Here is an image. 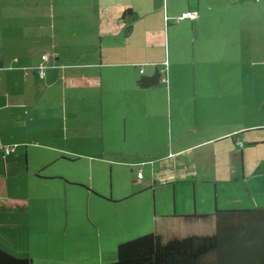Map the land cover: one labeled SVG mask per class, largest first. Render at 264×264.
<instances>
[{"label": "crops", "instance_id": "0c3cea01", "mask_svg": "<svg viewBox=\"0 0 264 264\" xmlns=\"http://www.w3.org/2000/svg\"><path fill=\"white\" fill-rule=\"evenodd\" d=\"M189 11L195 20L177 22ZM188 32L192 53L211 60L196 64L200 79L181 85L170 77L172 51ZM45 55L41 80L35 69ZM165 65L169 78L138 87ZM180 86L204 92L192 122L180 120ZM263 148L264 0H167L166 12L162 0H0V246L9 252L33 264H74L78 200L106 209L149 190L153 232L211 234L212 221L178 217L264 207V158L252 164ZM83 159L89 177L78 173ZM106 165L113 179L114 166L136 172L131 188L109 195ZM179 184L189 187L178 196Z\"/></svg>", "mask_w": 264, "mask_h": 264}, {"label": "rangeland", "instance_id": "374dc122", "mask_svg": "<svg viewBox=\"0 0 264 264\" xmlns=\"http://www.w3.org/2000/svg\"><path fill=\"white\" fill-rule=\"evenodd\" d=\"M163 9L166 12L167 9V0H162ZM166 14V13H165ZM181 32V29L179 30ZM191 33L188 32L184 36L179 35L177 38L176 55L172 51V72L170 77L173 81L177 79V83L181 85H189L193 83V79H200L202 77L201 73L198 71L196 64L211 60L209 55L201 53H192V47L190 42ZM176 57V58H175ZM175 58V59H174ZM165 61L168 62V56L166 54ZM178 61V62H177ZM166 62V63H167ZM163 78H169V66L165 65L162 68ZM176 87L173 88V90ZM156 90V89H155ZM175 94H180V105L184 112L180 114L183 116L180 120H186L192 122L194 120L195 114L191 108L194 105V99L197 96L204 95L202 89L196 87L193 89L191 86H180L174 90ZM158 95L159 92H158ZM199 98L198 100H200ZM165 105V104H164ZM162 98L157 97V109L158 111L162 110L163 107ZM168 105V103H167ZM157 116H162L160 113H156ZM165 121L161 120L159 122V130L164 131L165 126L161 123ZM158 123V122H157ZM174 127H176V119H174ZM160 133V132H158ZM264 158V148L260 151L255 150L252 154V164L255 165ZM89 160H82L77 163L78 173L85 174L86 176H91V173L88 168ZM119 170H124L122 179H116L115 174ZM136 177V172L132 173L130 170L126 171L125 168L118 169L117 166H114V179L113 172L111 171L110 165H106L104 178L105 185L110 195L114 191V196L121 191H127L133 185L132 178ZM180 177V176H179ZM201 185V184H200ZM168 187L163 188V199H166V202L172 203V193L168 194ZM187 184H179L177 195L179 196V189H187ZM204 186L201 185V188ZM256 190V189H255ZM135 194V193H134ZM190 196L192 191L189 190ZM130 196V195H129ZM126 198V197H124ZM154 200V203H153ZM107 203V202H106ZM111 207L106 209H99L97 207H91L90 211L88 205L85 202L81 201L76 202V210L71 219L72 230L74 231L76 237V242L71 244V247L74 251V264H109L114 263L117 260V247L123 242H127L136 237L152 233L154 226L152 224V217L155 213L156 203L155 195L153 190L143 192L139 195L132 196L125 199L117 204L107 203ZM235 208L238 204H232ZM105 208V207H104ZM145 209L146 218H144L142 209ZM264 208V207H262ZM253 209V208H251ZM239 210V209H231ZM92 218H91V217ZM97 221L100 223L101 238L94 236L92 234L93 229L95 230V225L93 223ZM145 220L148 224L145 223ZM116 224L124 225L123 229L125 232H121L119 238H112L109 233H111L112 227ZM92 227V228H91ZM166 233L175 234L176 237H180L183 230L176 229H167L163 228ZM113 231V230H112ZM171 234H166L167 237H170ZM203 234H210V230L206 229ZM165 237V238H167ZM62 247V253H63Z\"/></svg>", "mask_w": 264, "mask_h": 264}, {"label": "trees", "instance_id": "16d2710c", "mask_svg": "<svg viewBox=\"0 0 264 264\" xmlns=\"http://www.w3.org/2000/svg\"><path fill=\"white\" fill-rule=\"evenodd\" d=\"M128 14L133 15L130 10L125 15ZM130 30L131 26H128L126 33ZM42 59V64L35 69L41 80L46 77V61L50 56L45 55ZM40 68L44 70V77L38 73ZM162 78L163 72L157 69L150 77L141 76L137 85L141 89L150 88L158 85ZM178 218L185 222L195 219L212 221L215 229L211 234L168 239L156 232L145 234L119 244L117 260L109 264H264V208H217L212 215L194 214ZM0 264L33 263L31 258L18 256L0 246Z\"/></svg>", "mask_w": 264, "mask_h": 264}, {"label": "built area", "instance_id": "2783aa9c", "mask_svg": "<svg viewBox=\"0 0 264 264\" xmlns=\"http://www.w3.org/2000/svg\"><path fill=\"white\" fill-rule=\"evenodd\" d=\"M197 18V13L196 12H193V11H189L187 13H184L181 17H179L177 19V22H179L180 20H184V19H190V20H195ZM45 59H48V57H44ZM141 73H143V70L140 71ZM38 73L40 74L41 77H44L45 74H44V70L43 68H40ZM12 151L11 148H7L5 149V153L8 155L10 154ZM139 177L141 178V173H139Z\"/></svg>", "mask_w": 264, "mask_h": 264}]
</instances>
